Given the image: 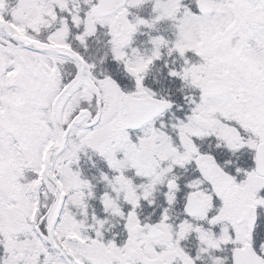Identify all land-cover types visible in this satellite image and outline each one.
I'll return each instance as SVG.
<instances>
[{
	"label": "snow or ice",
	"instance_id": "1",
	"mask_svg": "<svg viewBox=\"0 0 264 264\" xmlns=\"http://www.w3.org/2000/svg\"><path fill=\"white\" fill-rule=\"evenodd\" d=\"M0 264H264V0H0Z\"/></svg>",
	"mask_w": 264,
	"mask_h": 264
}]
</instances>
